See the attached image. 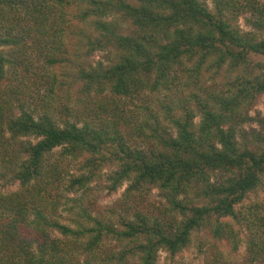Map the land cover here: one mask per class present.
I'll return each instance as SVG.
<instances>
[{
	"label": "trees",
	"instance_id": "16d2710c",
	"mask_svg": "<svg viewBox=\"0 0 264 264\" xmlns=\"http://www.w3.org/2000/svg\"><path fill=\"white\" fill-rule=\"evenodd\" d=\"M212 1L213 7L208 0H0V25L6 28L0 27V77L17 64L2 48L20 45L34 32L50 50L41 78L51 98L60 97L64 85L49 70L77 62L76 80L86 94L165 92L169 101L155 105L177 128L173 136L149 107L155 127L151 135H139L152 142L146 151L128 146L117 123H58L49 113L36 117L19 104L17 114L14 103H0V264H159L160 251L174 261L203 230L232 240L230 258L242 242L232 222L245 224L248 233L241 264H264V203L250 205L247 213L239 208L264 186V137L257 136V150L237 141V127L248 121L246 107L264 93V0ZM244 14L252 27L246 32L237 24ZM69 48L76 58L107 52L109 64L87 69L66 57ZM180 71L195 86L182 91L184 97L178 95ZM207 74L211 86L204 85ZM223 74L233 77L218 91ZM63 77L72 75L65 71ZM58 148L62 158L89 156L78 174L51 163ZM106 166L117 167L108 175L111 189L125 181L131 182L128 193L156 186L167 205L160 214L135 210L117 223L94 216L88 193ZM17 183L19 191H3ZM62 193L74 196L63 199ZM213 249L206 264L226 263L225 252Z\"/></svg>",
	"mask_w": 264,
	"mask_h": 264
},
{
	"label": "rangeland",
	"instance_id": "374dc122",
	"mask_svg": "<svg viewBox=\"0 0 264 264\" xmlns=\"http://www.w3.org/2000/svg\"><path fill=\"white\" fill-rule=\"evenodd\" d=\"M211 7L214 6L212 0H208ZM250 14H244L237 18L238 27L243 31H250L252 27L248 23ZM32 18H30L31 21ZM32 22V21H31ZM36 23H34L35 26ZM3 27V25H0ZM2 29V28H0ZM6 28L1 30L4 32ZM6 33V32H5ZM32 36H27L25 42H21L20 45H8L2 48L5 56L11 60H15L17 63L15 67H6V73L4 77H0V103L12 102V106H15V113L20 114L21 109L17 108L18 105H23L25 110L30 111L36 117L49 113L54 116L58 123H62L66 119L71 121L90 122L91 124L100 125L101 122H113L117 123L115 128L127 142L128 146L133 148H142L143 150L150 149L152 143L151 140H145V138L139 136L143 132L151 135L156 119L150 116V111L147 109L150 107L155 111H159L160 121L169 128L173 136L177 135V128L173 124L165 119L164 112L160 106H156L157 101H169L166 99V93L163 91L151 92L146 91L141 96L121 97L112 96L109 90L99 94L96 91H92L90 94H86L82 91L83 82L78 81L77 77V62H64V64H57L56 67L49 71H54L58 75V78L64 86H61L59 92L60 97L54 95L56 100L47 95L48 86L46 80L41 78V75L45 72L46 58L50 53V50L46 48L45 42L40 45L41 41H38L34 32H31ZM127 33V32H126ZM132 33V32H131ZM43 37H40L42 39ZM51 41V40H50ZM71 44V43H70ZM69 54L66 57H70L75 61H80L87 69L89 66H96L98 63L104 65L109 64V53L97 51L90 57L81 56L76 58L73 48L67 50ZM57 56L64 57L61 53ZM46 59V60H45ZM259 59V58H257ZM191 67L192 63H188ZM70 72L72 77L66 79L63 74ZM55 76V73H54ZM181 83L178 95L184 97L183 92L194 89L195 86L187 85L189 74L181 72ZM211 75L205 76L206 82L204 85L211 86L213 84L210 81ZM233 76L221 75L218 77L217 88L218 91L224 87L225 82L230 80ZM185 86L184 90L183 87ZM202 85V84H201ZM183 91V92H182ZM187 93V92H186ZM45 96L50 103H47ZM67 97V99L65 98ZM103 105V106H102ZM105 107L106 110H104ZM178 116H182L183 112L178 111ZM244 114L248 116V121L237 127V141L242 146L246 144L252 150H257L256 141L257 136L264 137V93L258 95L252 100L251 104L246 107ZM158 117V116H157ZM201 117H196L195 124L199 125ZM149 125V126H147ZM244 134H248V143H245ZM31 141L37 142L36 139L30 138ZM220 147V145L218 146ZM261 149V148H260ZM61 148L56 149L50 154L51 163L60 162V168L66 172L79 173V168L89 158L88 155H84L79 159L62 158ZM117 170L115 166H106L93 183H91L90 191L88 193L87 203L91 207L94 216H98L113 222H118L120 216L129 215L132 216L135 210H142L149 213L160 214L158 209L162 205H167L161 190L156 186L144 187L140 191H134L128 193L131 182L125 181L120 187L113 190L111 186L113 182L108 178V175ZM218 173L212 174V182H216ZM19 183L9 186L3 191L5 193H14L19 191ZM62 190V188H61ZM65 197H72L73 194H64ZM255 203H264V186L257 191L250 193L247 199L239 205L243 213H247L250 205ZM202 204V203H201ZM62 209V208H61ZM59 210L58 216L62 222L67 223V215L62 210ZM236 234L242 238V242L239 251L232 254L230 258L227 256L232 248V240H216L213 237L212 232L203 230L196 232L193 236V244L190 248L182 251L174 261H171L168 254L164 251L159 253V264H206L208 258L213 256L214 249L219 248L225 252L224 258L226 263L223 264H241L244 261V257L247 254V245L245 238L248 236L245 231V224L237 225ZM244 223V222H243ZM53 235L61 236L58 232H54ZM117 243L111 242L108 246L116 247ZM121 249V246L116 247ZM129 264H138V260L131 259Z\"/></svg>",
	"mask_w": 264,
	"mask_h": 264
}]
</instances>
